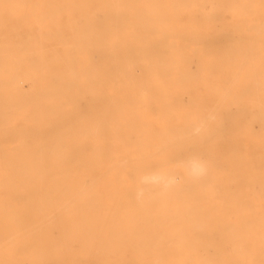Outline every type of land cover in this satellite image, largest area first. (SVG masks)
<instances>
[{
    "label": "bare ground",
    "instance_id": "bare-ground-1",
    "mask_svg": "<svg viewBox=\"0 0 264 264\" xmlns=\"http://www.w3.org/2000/svg\"><path fill=\"white\" fill-rule=\"evenodd\" d=\"M232 103L246 110L223 156L217 108ZM14 125L3 264H249L264 244V0H0V137ZM56 229L71 234L49 241Z\"/></svg>",
    "mask_w": 264,
    "mask_h": 264
},
{
    "label": "rangeland",
    "instance_id": "rangeland-1",
    "mask_svg": "<svg viewBox=\"0 0 264 264\" xmlns=\"http://www.w3.org/2000/svg\"><path fill=\"white\" fill-rule=\"evenodd\" d=\"M215 14L214 15H217L218 13H216V12H214ZM129 21H130V18L129 17H125L124 18V24H128L129 23ZM223 28H219L218 29V31H217V34H218V36H220V33H221V35H223V39H226V41H228V38L230 37V35H227V30L226 29H223ZM245 32V31H244ZM185 37L186 36H188L187 35V33L184 35ZM201 36V37H200ZM204 37V39H201V40H203V42L205 43V42H207V47H210L209 49H212L211 47H213L214 49H217V48H220V47H222V44L224 43L225 44V40L223 41L221 38L219 39V37L218 38H214V37H208V36H206L204 33L203 34H201V35H199L198 36V38H203ZM208 37V38H207ZM233 38H235L236 40H239L240 38H248V33H246V34H244L243 32L242 33H236V34H233V36H232V39ZM200 40V39H199ZM207 40H209V41H207ZM221 41V42H220ZM223 41V42H222ZM208 42H210V44L208 43ZM221 43V45H220V43ZM209 44V45H208ZM214 44V45H213ZM223 44V45H224ZM220 46V47H219ZM214 49H212V50H214ZM185 96V97H184ZM183 96V98H182V100H183V102L184 103H187V102H189L191 99L189 98V96L188 95H184ZM90 94H86V99L87 100H89L90 99ZM89 98V99H88ZM235 105H237V106H235ZM230 106V105H229ZM229 106L228 107H225V105H220V106H218V108H217V112L219 113V112H221V111H224L225 113H226V115H228V118H227V128H226V131H228V133L226 132L224 135H225V138H224V140L226 141L225 142V146H224V150H223V156H226L227 155V153H228V151L229 150H232L233 148H231V147H229V144H230V146H232L233 147V143H235V138H234V136H232L233 135V133L235 132V130H236V127H235V129H234V123H236L237 124V120L234 118V115L236 114V113H241L242 115H245V110H246V107H245V105L243 106V105H238L237 103H232L231 104V106H230V108H229ZM223 107L224 108H229L228 110H224L223 109ZM221 110H220V109ZM225 115V116H226ZM230 118L233 120H231L230 121ZM236 120V121H235ZM233 122V124H231ZM11 127V126H10ZM9 127V128H10ZM15 127V128H14ZM55 127H59V126H56V125H54V127L50 130V132L52 133V134H54L55 133V130L57 131L58 130V132H59V129H56ZM8 128V129H9ZM12 128V127H11ZM60 128V127H59ZM215 128H217V127H215ZM214 128V129H215ZM252 128H253V132H254V134H259L260 133V130H261V127H260V123H259V121H258V123H257V121H253V125H252ZM13 130H11V129H9V131H11V132H7L6 133V135H4L3 137H0V140H1V138H2V140L0 141V142H2L1 144H4L5 142H6V144L5 145H7L8 146V144L10 143V145H12V143H14V141H15V139H17V138H19L20 136H19V133H20V128H19V126H16V125H14L13 126V128H12ZM213 129V130H214ZM232 129V130H231ZM52 130H54V131H52ZM15 131V132H14ZM57 132V133H58ZM15 133V134H14ZM224 135H222L223 137H224ZM11 139V140H10ZM9 140H10V142H9ZM14 140V141H13ZM253 140H258V138L255 136V135H253ZM8 141V142H7ZM4 142V143H3ZM12 142V143H11ZM232 143V145H231V143ZM8 143V144H7ZM228 145V149L226 148V146ZM225 149H227V150H225ZM72 153L73 152H71V155H70V157L72 158V162L71 161H69L70 160V158H69V162H71V163H74L75 162V160H74V153H73V155H72ZM200 153V158L201 159H203V160H205V161H209V159L211 158L212 159V155H211V153L207 150V151H200L199 152ZM198 152H197V154H199ZM204 153V154H203ZM206 154V155H205ZM177 155V153H175V156ZM174 156V159L177 157H175ZM205 156V157H204ZM210 158H209V157ZM210 159V160H211ZM222 161H224V160H222V159H219L218 161H217V164H223V162ZM47 162H50V163H48V165H52L51 163L53 162V160L51 159V158H49L48 160H47ZM222 162V163H221ZM224 164H225V161H224ZM17 186H19L18 187V189H22V188H24V187H22V185H20V184H18ZM7 190L9 191L10 190V188H7ZM24 196V198H22L21 196H17V199H18V197H19V201H20V198L21 199H25L26 197H28L27 195H26V193H24L23 194ZM29 195V194H28ZM59 233V234H58ZM54 234H56L55 236H54ZM69 234H71L70 232H67V231H59L58 229H56V230H54L52 233H50V235H51V238H49V241H55V242H58V243H60L61 244V242L62 241H64V236L65 235H69ZM83 234H87V233H83ZM76 242H78L77 243V247H80L79 246V244L82 242L81 240H76ZM260 249V250H259ZM70 250H72V252L74 253H72V254H68L69 252H70ZM79 248H74V249H67V250H65L64 251V257L66 258V259H71V258H75L76 256H77V252H79ZM99 250H107V249H105V248H99ZM249 252H250V256H249V264H264V244L263 245H260V246H257V247H250L249 249ZM261 250H263V254L261 253L262 251ZM254 251H258V252H260V254H262V255H260V257H259V259L257 260V262L256 261H252V259H254L253 258V256H252V252H254ZM260 259H262V260H260ZM253 262V263H252ZM0 264H3L2 262H0ZM25 264H29V263H25ZM49 264H56L55 262L54 263H49ZM79 264H106L105 263V261H95V262H89V261H83V262H80Z\"/></svg>",
    "mask_w": 264,
    "mask_h": 264
}]
</instances>
